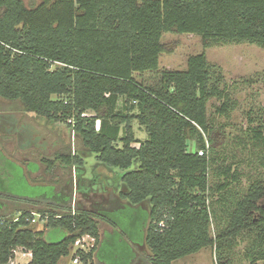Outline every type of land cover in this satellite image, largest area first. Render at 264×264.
<instances>
[{
  "label": "trees",
  "instance_id": "16d2710c",
  "mask_svg": "<svg viewBox=\"0 0 264 264\" xmlns=\"http://www.w3.org/2000/svg\"><path fill=\"white\" fill-rule=\"evenodd\" d=\"M163 34L198 35L205 48L247 42L264 50V0H40L33 7L0 0V98L19 102L24 113L74 134L77 150L40 162L47 171L55 163L73 170L75 190L91 206L77 202L71 208L65 185L56 192L54 186L29 183L49 192L28 199L0 196V211L4 202L16 205L0 212V264L15 248L31 253L27 264H58L84 235L95 239L96 248L87 255L91 259L100 240L98 223L110 224L106 214L121 212L147 214L145 264H173L243 234L255 235V247L261 248L260 182L237 197L227 227L211 236L215 206L225 210L224 193L240 179L231 167L215 169L210 155L217 132L207 107L222 101L217 113L227 115L229 94L205 54L190 56L183 71L159 72V58L167 52ZM145 73L156 82L136 79ZM133 121L147 134L144 141L134 138ZM251 139L264 152V133L253 131ZM92 154L96 169L112 175L102 177L95 169L94 180L86 179L84 158ZM35 165L30 174L39 172ZM211 175L225 182L214 189ZM97 191L103 194L92 201ZM33 214L44 221L43 230L30 223ZM55 229L64 237L47 242L45 231ZM257 253L264 259L262 250Z\"/></svg>",
  "mask_w": 264,
  "mask_h": 264
},
{
  "label": "rangeland",
  "instance_id": "374dc122",
  "mask_svg": "<svg viewBox=\"0 0 264 264\" xmlns=\"http://www.w3.org/2000/svg\"><path fill=\"white\" fill-rule=\"evenodd\" d=\"M22 1L26 7H33L40 2ZM161 43L167 52L159 58V72L183 71L190 56L205 54L208 63L223 75L229 94L230 109L227 115L217 113L222 101L212 100L207 107L209 124L217 132L214 151L210 152L214 158V167L219 171L231 167L232 172L240 177L239 183H230L228 193H224L225 210L223 206H215L217 218H213L211 223V236L215 238L218 232L227 227V213L232 210L237 197L245 194L253 182H260L264 187V152L251 139L253 131L264 133V50L247 42L212 43L210 47L205 48L198 35L163 34ZM136 79L147 85L156 82V77L149 73L136 75ZM120 106L121 101L118 108ZM131 127L135 139L144 141L147 138L144 129L136 121L132 122ZM79 146L80 142L66 126L52 124L43 118L24 113L19 102L0 99V173H3V176H0V196L28 199L48 190L34 188L29 186V183L51 185L56 192L65 185L71 193V208H74L77 202L91 208L90 202H85L75 190L73 170L63 169L55 163L52 170L47 171L40 162L42 158L52 160L57 153H72ZM188 150L193 152L195 147L189 143ZM11 162L23 169H16ZM35 163L39 165L40 170L30 174L29 171L36 168ZM96 166L95 155L84 158L86 179L94 180ZM96 172L102 177L112 175L102 167L97 168ZM223 180V177L211 175V186L215 189L225 182ZM96 186L97 189L100 188ZM101 194L103 193L97 191L90 199L97 200L101 198ZM212 197L213 202H216L219 195L214 191ZM259 203L264 208V200ZM4 204L1 213L8 209L12 211L16 206L9 202ZM136 214L134 217L131 213L122 212L106 214L110 224L98 223L101 235L98 250L100 263L145 264L148 250L144 246L143 228L147 214L143 211ZM257 215L256 213L255 218ZM43 224L37 221L34 226L43 230ZM44 237L47 242H57L64 237V232L60 229L47 230ZM254 238L255 235H239L183 257L173 264H220V259H228L230 264H264V259H259L261 257L257 253L259 250L264 252V238L260 249L255 247ZM95 253L96 251L94 255ZM27 262L28 259L22 258L19 252L16 264Z\"/></svg>",
  "mask_w": 264,
  "mask_h": 264
},
{
  "label": "built area",
  "instance_id": "2783aa9c",
  "mask_svg": "<svg viewBox=\"0 0 264 264\" xmlns=\"http://www.w3.org/2000/svg\"><path fill=\"white\" fill-rule=\"evenodd\" d=\"M0 45L3 43L0 42ZM8 48V47H7ZM206 147H208L206 145ZM204 150H199L198 154L203 155ZM40 216L33 214L32 220L30 223L32 225L36 224L39 220ZM44 222V221H42ZM159 228H164V222L159 223ZM96 248L95 239L89 235H84L78 238L71 247V251L68 258V264H94V256L93 258L87 257V255L91 252L92 249ZM21 252V256H28L31 258V253L25 251L21 248H15L12 251V255L8 259L6 264H16V258L18 253ZM94 255V254H93Z\"/></svg>",
  "mask_w": 264,
  "mask_h": 264
},
{
  "label": "crops",
  "instance_id": "0c3cea01",
  "mask_svg": "<svg viewBox=\"0 0 264 264\" xmlns=\"http://www.w3.org/2000/svg\"><path fill=\"white\" fill-rule=\"evenodd\" d=\"M1 99V98H0ZM2 100V99H1ZM100 244H101V235H100V240H99V245H98V248H97V250H96V253H95V255H94V264H103V263H100L99 261H98V250L100 249ZM22 258H27L28 259V262L30 261V257H28V256H21ZM27 262V263H28ZM27 263H25V264H27ZM58 264H68V258H62L60 261H59V263Z\"/></svg>",
  "mask_w": 264,
  "mask_h": 264
}]
</instances>
